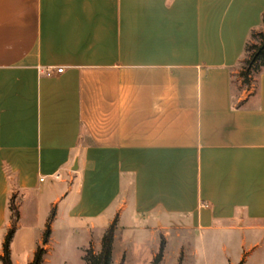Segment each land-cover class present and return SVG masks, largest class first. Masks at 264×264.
Here are the masks:
<instances>
[{"label":"crops","instance_id":"0c3cea01","mask_svg":"<svg viewBox=\"0 0 264 264\" xmlns=\"http://www.w3.org/2000/svg\"><path fill=\"white\" fill-rule=\"evenodd\" d=\"M263 14L264 0H0V264L12 197L13 264L23 227L38 233L28 262L42 246L67 264L57 234L85 262L112 229L113 264H154L162 242L160 264L201 250L217 264V245L221 264L258 247L264 264V71L233 82Z\"/></svg>","mask_w":264,"mask_h":264},{"label":"rangeland","instance_id":"374dc122","mask_svg":"<svg viewBox=\"0 0 264 264\" xmlns=\"http://www.w3.org/2000/svg\"><path fill=\"white\" fill-rule=\"evenodd\" d=\"M264 43V25H261L257 30L254 31V35L250 40V46L249 50L247 53L244 54V57L240 61L237 67L234 68V73H233V82H234V88H239L240 84L242 85L241 88H250L252 87L257 88L259 84V78L262 72L264 71V68L261 67L260 70H256V66H253L251 69H249V66L247 64L248 60L251 58L252 54L257 50V46H261ZM245 74L248 75V79H245ZM43 214H41L40 218L38 220H35L36 224L41 225ZM50 226L47 225V230L46 233L48 234ZM38 237V233L36 229L34 231L29 232L25 227L20 229L15 237L14 240V249H15V258L14 260L16 261V264H18L17 261H20L21 263L28 264L31 252L30 245H33L35 238ZM77 236L72 238V236H69L67 238V243L62 244L60 242V236L59 234L55 235L56 243L54 245L56 246V249H58V252H65L68 254L70 257V260H68L67 264H86V262H83L80 260L78 257L77 253L75 254L74 248H75V241ZM223 245H217L213 246L212 250L215 254V261L217 264H221L223 261H226L227 256H232L228 251H225ZM249 246H247L248 248ZM252 247L249 248V252L251 251ZM193 252V251H192ZM191 252V256L188 257L190 260L192 259L193 255ZM209 252L212 258V251L209 248ZM257 254V255H256ZM198 255H201L198 258L200 259L199 263L197 264H205L204 257L206 253L204 250H201ZM256 255V256H255ZM259 255V247L256 248L254 251L250 252V254H247L246 259H247V264H253V260H257V256ZM59 253L55 250V252L48 256V262L44 264H64V261H62L60 258ZM255 257V258H254ZM190 262V261H189ZM194 263V262H193ZM191 263V264H193ZM144 264V263H143ZM149 264V263H147ZM190 264V263H188Z\"/></svg>","mask_w":264,"mask_h":264},{"label":"trees","instance_id":"16d2710c","mask_svg":"<svg viewBox=\"0 0 264 264\" xmlns=\"http://www.w3.org/2000/svg\"><path fill=\"white\" fill-rule=\"evenodd\" d=\"M262 25H264V14L262 17ZM253 35L254 32H252L250 40L253 37ZM250 40L247 43L245 53H247V51L249 50ZM263 44L261 46H257V50L252 54L251 58L248 60L247 64L249 66V69H251L253 66H256L257 71L260 70L261 67L264 68V47L262 48ZM248 75L249 74H245L246 80L248 79ZM10 210L12 214V225L4 242V255L1 257L3 264H13L11 258L10 245L12 238L15 234L17 228V222L20 216V212L15 203V197H12L11 199ZM113 243H114V231L112 229H109L106 231V233L103 236L102 251L99 254L94 253V250L92 248L87 250L86 255L84 256V260L86 264H113V249H114ZM164 250H165V243L162 242L160 251L154 260V264L161 263L164 255ZM45 253H46L45 248L39 246L35 253L34 259L28 264H44ZM179 264L182 263L180 262Z\"/></svg>","mask_w":264,"mask_h":264},{"label":"built area","instance_id":"2783aa9c","mask_svg":"<svg viewBox=\"0 0 264 264\" xmlns=\"http://www.w3.org/2000/svg\"><path fill=\"white\" fill-rule=\"evenodd\" d=\"M64 71V68L63 67H59V68H57V72L58 73H62Z\"/></svg>","mask_w":264,"mask_h":264},{"label":"water","instance_id":"95a60500","mask_svg":"<svg viewBox=\"0 0 264 264\" xmlns=\"http://www.w3.org/2000/svg\"><path fill=\"white\" fill-rule=\"evenodd\" d=\"M264 47V44H263V46H262V48Z\"/></svg>","mask_w":264,"mask_h":264}]
</instances>
